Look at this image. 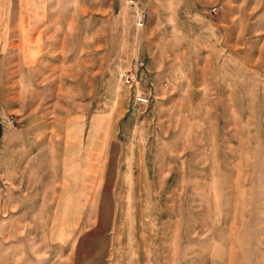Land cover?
Listing matches in <instances>:
<instances>
[{"label":"rangeland","instance_id":"rangeland-1","mask_svg":"<svg viewBox=\"0 0 264 264\" xmlns=\"http://www.w3.org/2000/svg\"><path fill=\"white\" fill-rule=\"evenodd\" d=\"M136 2L0 0V264H264V0Z\"/></svg>","mask_w":264,"mask_h":264},{"label":"crops","instance_id":"crops-1","mask_svg":"<svg viewBox=\"0 0 264 264\" xmlns=\"http://www.w3.org/2000/svg\"><path fill=\"white\" fill-rule=\"evenodd\" d=\"M26 218H24V221ZM27 228L26 223H10L9 231H13V234H9L7 257L4 261L5 264H32L33 255L31 254L30 241L26 238L27 232L30 231ZM13 235V236H12ZM49 246H55L57 240H47Z\"/></svg>","mask_w":264,"mask_h":264},{"label":"built area","instance_id":"built-area-1","mask_svg":"<svg viewBox=\"0 0 264 264\" xmlns=\"http://www.w3.org/2000/svg\"><path fill=\"white\" fill-rule=\"evenodd\" d=\"M127 4L133 10V24L136 29L143 26L144 23V12L138 8L136 0H126ZM139 65H141L139 63ZM137 69V68H136ZM136 70L127 69L119 73V79L123 85L128 87H135L138 84L136 78ZM149 96L144 92H135L133 96V106L134 108L144 105L148 102Z\"/></svg>","mask_w":264,"mask_h":264}]
</instances>
